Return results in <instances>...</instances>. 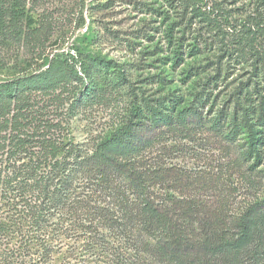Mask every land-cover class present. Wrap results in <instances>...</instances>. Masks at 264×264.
<instances>
[{
    "label": "trees",
    "instance_id": "obj_1",
    "mask_svg": "<svg viewBox=\"0 0 264 264\" xmlns=\"http://www.w3.org/2000/svg\"><path fill=\"white\" fill-rule=\"evenodd\" d=\"M183 1L211 18L195 0ZM25 6L0 0V31L10 16L6 33L33 42L41 31L20 26ZM262 22L248 19L244 32L258 37ZM39 56L45 66L0 80V200L7 212L0 240L13 249L0 252V264H264V194L237 204L217 178L175 162L168 143L183 133L222 131L221 114L208 122L196 107H131L110 130L78 140L74 119L110 85L127 82L126 66L116 65L112 81L103 60ZM48 95L61 107L39 113L37 98ZM250 114L234 113L224 134L243 137L241 157L256 165L264 156V108L258 123Z\"/></svg>",
    "mask_w": 264,
    "mask_h": 264
},
{
    "label": "rangeland",
    "instance_id": "obj_2",
    "mask_svg": "<svg viewBox=\"0 0 264 264\" xmlns=\"http://www.w3.org/2000/svg\"><path fill=\"white\" fill-rule=\"evenodd\" d=\"M195 1L196 9L200 7L210 19L196 16L193 5L183 0H26L27 16L20 26L40 29L41 35L33 42H19L6 33L11 18H4L0 80L45 66L40 51L50 57L103 60L112 81L116 65L124 64L127 82L110 85L102 98L99 95L86 106L92 110L74 119L76 139L110 130L131 107H196L208 122L221 114L222 131L176 134L168 143L174 148L175 162L217 178L242 204L255 193L264 194V156L256 165L253 159L243 160L245 139L232 140L224 132L230 129L234 113L241 119L244 109H250L251 119L258 123L264 108V59L253 55L264 54V28L257 31L258 37L244 32L248 19H262L264 26V0ZM30 18L34 23L26 27ZM246 37L255 41L247 42ZM51 97L37 98L34 107L39 113L61 107L60 100ZM62 97L65 100L67 93ZM260 149L264 155V145ZM249 179L256 183L251 185ZM2 205L0 200V215L5 216ZM8 242L0 240V252H13Z\"/></svg>",
    "mask_w": 264,
    "mask_h": 264
}]
</instances>
